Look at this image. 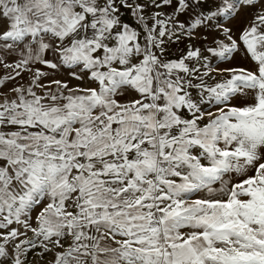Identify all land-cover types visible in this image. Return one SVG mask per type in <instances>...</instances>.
I'll return each instance as SVG.
<instances>
[{
    "label": "snow or ice",
    "instance_id": "snow-or-ice-1",
    "mask_svg": "<svg viewBox=\"0 0 264 264\" xmlns=\"http://www.w3.org/2000/svg\"><path fill=\"white\" fill-rule=\"evenodd\" d=\"M176 5L254 69L208 85L144 3L0 0V264H264V0Z\"/></svg>",
    "mask_w": 264,
    "mask_h": 264
},
{
    "label": "rangeland",
    "instance_id": "rangeland-1",
    "mask_svg": "<svg viewBox=\"0 0 264 264\" xmlns=\"http://www.w3.org/2000/svg\"><path fill=\"white\" fill-rule=\"evenodd\" d=\"M143 2L145 5H147V7L145 8V13L149 17L156 16L157 13H159L158 18L163 19V20L169 19V18L176 19L178 17L177 15L174 16L172 13L169 16L163 15L164 12H167L165 10L163 11V9H162L163 3H161L159 7H155L153 5V3L149 4L150 3L149 1L148 2L143 1ZM173 5H176V0H173V3L170 4L169 6H173ZM250 18H251V13L246 11L238 20L234 21L231 25H228V26L232 27L234 38H238V36L240 34V30L243 28V26L248 22V20ZM148 23L152 24L151 19L148 20ZM135 27H137V29L139 31H141V33H143V28H142V26H140L138 24L137 20L135 22ZM206 28L207 27L199 28V29H197L198 31L197 30L186 31V30H180L178 28L177 29V35L179 36L178 39L176 38V36H173L171 39H168L166 37L165 38L166 43L164 44L165 59L178 60L180 58H183L184 55H187V52L190 49H192V50L199 49V51L201 50V51L207 53L208 56H210L212 59L213 55L209 51H207V49L217 48L221 42L227 43L228 41L226 40V38L222 34V30L211 28L209 31V28H207V30H206ZM190 33H191V35H189ZM204 36H206L205 40L203 39ZM202 41H205L207 43L206 46L204 44H202ZM202 45H204V46H202ZM215 59H217V60L214 62H210V63L206 64L205 66H203L202 71L199 70L200 73H204L208 68L216 70V71H211V73L209 75L204 76V81L208 85H214L215 83L223 80L225 77L230 75V73L222 72L220 70L230 69V68H235V69L245 68V69H249V70L254 69L253 62L239 52L235 53L234 55H232L228 59H225L226 62H220V61H222L221 57H216ZM186 63H188V61H186ZM37 67H40V66L37 65ZM196 67L199 68L198 66H196ZM7 71H10V70H5L3 68H0V77L5 75ZM197 75L198 74H196V76ZM30 77H31V73H24V83L25 84L28 83ZM213 77L215 79H213ZM48 79H68V77H67V73L62 71L58 75L48 77ZM48 79H46L44 82L47 83ZM197 82H198V80H193V83H197ZM72 83L75 84L76 82L72 81ZM11 86L12 85L10 84L9 87H11ZM81 86L82 87H89V86H94V85H90L85 80V82H83L81 84ZM213 110H215L214 106H213ZM31 235H32L31 233L28 234L29 237H31ZM26 238L27 237H21V239H26ZM40 251H41V249L37 248V249L33 250L32 252H30L26 258V264H48V261L52 258L51 254H46L45 257L43 259H41L37 255V253H39Z\"/></svg>",
    "mask_w": 264,
    "mask_h": 264
},
{
    "label": "crops",
    "instance_id": "crops-1",
    "mask_svg": "<svg viewBox=\"0 0 264 264\" xmlns=\"http://www.w3.org/2000/svg\"><path fill=\"white\" fill-rule=\"evenodd\" d=\"M143 1H146V2L149 1L150 2L149 4L152 3V0H131V2L133 3V5L138 4V3H144ZM162 9H163V11L164 10L167 11V12H164L163 13V15H165V16H169V15H171V13L174 16H176V15L178 16L175 19L176 24L177 25H179V24H183L184 25V28H182V29L179 28L180 30H186V31H194V30H197V29H192L191 28V25H192V23H193V21L195 19V12L200 11V9H195V11L189 9V10H186L182 14L179 11H177V6L176 5L169 6V5L162 4ZM120 16L124 20V22L129 23L130 25L135 26L136 17L133 15L131 9H127V8L122 9L121 12H120ZM165 20H168V19H165ZM210 29L211 28H209V31H210ZM206 30H207V28H206ZM205 37L206 36H204V38H203L204 40H205ZM202 44H204L206 46L207 43L205 41H202ZM204 45H202V46H204ZM200 53H201V59L199 61H196V60L188 61L189 67H195V68H197L196 66H198L199 67L198 69L200 71H202L203 66H205L206 64H208L210 62H214V61L217 60V59H215L216 58L215 56H213V58L211 59V57L208 56L207 53H205V52H203L201 50H200ZM185 56L186 55H184V57ZM221 60L222 61H220V62H226V60L224 58H221ZM196 74H198L197 76H199L202 73L199 72V73H196ZM190 79L197 80L196 77H190ZM191 91H193V93L196 92L194 89H192Z\"/></svg>",
    "mask_w": 264,
    "mask_h": 264
}]
</instances>
